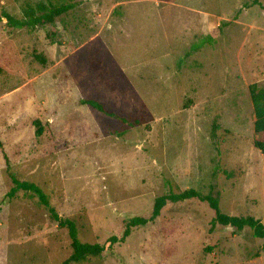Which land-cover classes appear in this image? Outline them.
Segmentation results:
<instances>
[{"label":"rangeland","instance_id":"obj_1","mask_svg":"<svg viewBox=\"0 0 264 264\" xmlns=\"http://www.w3.org/2000/svg\"><path fill=\"white\" fill-rule=\"evenodd\" d=\"M38 3L72 10L33 30L7 25ZM246 3L0 0V264H64L72 252L36 195L8 196L13 179L37 185L82 243L105 245L78 264H264L263 240L248 228L209 235L213 212L194 200L108 243L158 197L190 189L264 225L249 94L264 85V0ZM209 33L215 43L187 57Z\"/></svg>","mask_w":264,"mask_h":264},{"label":"trees","instance_id":"obj_2","mask_svg":"<svg viewBox=\"0 0 264 264\" xmlns=\"http://www.w3.org/2000/svg\"><path fill=\"white\" fill-rule=\"evenodd\" d=\"M260 6L259 0H250V3H246L244 7ZM72 10V5H46L44 3H38L35 6H28L24 10V16L21 19H17L8 14L4 15L7 21V25L15 29H35L37 27H43L46 25H54L57 19L67 15ZM217 33H209L206 36L198 38V40L191 45L190 50L186 53V56H191L198 52L205 45H212L215 43ZM35 59L39 60L42 64L46 63V60L40 56H36ZM250 99L254 112V134H253V147L261 154H264V85H251L249 88ZM91 107L104 111L103 108L95 101H86ZM38 126L36 136L42 135L43 130L40 127L39 121H36ZM68 145L65 143L59 145L56 149H65ZM0 150H2V144L0 142ZM14 187L8 194L12 197L17 191L30 192L37 196L40 204L47 209L50 219L54 222L58 228L66 229L68 237L70 239L71 254L70 257L64 262V264L81 263L88 258H98L105 250V245L82 243L78 236V229L76 223L69 218H62L55 209L50 205L48 197L43 191L35 184L28 182H21L17 179H13ZM198 201L208 206L213 212V217L210 222L209 235L215 232L219 227L221 228H233L240 232L246 228L252 231L254 238L264 241V225L258 219L251 216H231L224 214L220 210L219 200L212 195H203L193 189L186 190L178 193H170L165 196L158 197L154 201L152 214L149 218L133 217L127 223L120 237L112 236L109 238L108 243L110 245L124 243L126 239L131 235L133 229L145 226L149 222L156 220L160 216L162 210L168 204H177L185 201ZM264 249V245H263Z\"/></svg>","mask_w":264,"mask_h":264}]
</instances>
